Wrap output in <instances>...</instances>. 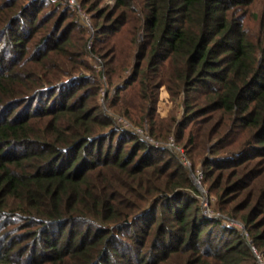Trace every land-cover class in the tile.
<instances>
[{"label":"trees","instance_id":"trees-1","mask_svg":"<svg viewBox=\"0 0 264 264\" xmlns=\"http://www.w3.org/2000/svg\"><path fill=\"white\" fill-rule=\"evenodd\" d=\"M77 1L0 0V264H264V0Z\"/></svg>","mask_w":264,"mask_h":264},{"label":"rangeland","instance_id":"rangeland-1","mask_svg":"<svg viewBox=\"0 0 264 264\" xmlns=\"http://www.w3.org/2000/svg\"><path fill=\"white\" fill-rule=\"evenodd\" d=\"M106 3L109 5V4H111V0H107L106 1ZM85 14H86V12H84ZM87 15H89L88 13H87ZM90 29V28H89ZM93 32V28L91 29V31H90V33H92ZM93 34V33H92ZM91 34V35H92ZM166 91H165V89L164 88H161V90H160V92H159V97H158V100H157V104H156V111L158 112V114H159V116L160 117H165L166 115H167V113H168V110L170 109V103L168 102V100H167V93H165ZM177 111V110H176ZM122 120V122L124 123V122H126V120H124V119H121ZM119 122V121H118ZM137 131H139V134L143 137V138H147L148 139V137L145 135V132L143 131V129H137ZM149 141H150V139H149ZM173 142V138H170L169 137V139H168V141H167V145L169 144L170 145V143H172ZM174 143V142H173ZM176 146V145H175ZM177 147H179V146H177ZM190 163V162H189ZM190 167H191V164H190ZM197 168L195 169V174L194 173H191L192 174V177L194 178V183H195V185H196V187L203 193V195H202V199L204 200H206L205 202H204V204L203 205H205L204 206V211L206 212V213H211V211L209 210V202H211V201H213L214 200V196H209L208 195V193H206L207 191H206V186L204 185V187H203V183H201L202 182V179L201 178H198V175L197 176H195L196 175V173L197 174H199V172H201V170H200V168H198L199 166H196ZM202 173V172H201ZM201 179V180H200ZM209 183V182H208ZM213 195V194H212ZM216 213H218V214H220V215H223L222 213H219V212H216ZM217 214V215H218ZM224 216V215H223ZM225 217V216H224ZM226 218V217H225ZM235 225H237V226H241V224L240 223H238V222H235L234 223ZM255 251V250H254ZM260 258V257H259Z\"/></svg>","mask_w":264,"mask_h":264},{"label":"built area","instance_id":"built-area-1","mask_svg":"<svg viewBox=\"0 0 264 264\" xmlns=\"http://www.w3.org/2000/svg\"><path fill=\"white\" fill-rule=\"evenodd\" d=\"M66 1H67L70 5L74 6V7L77 9V11H78V15H79V19H80V22H81L84 26L90 28V30H91L92 27H91V24H90V18H89V16H88L87 14H85V13L81 10V7H80L78 1H77V0H66ZM91 44H92V39L89 40V42H88V44H87V49H90V48H91ZM118 121H119V122H122L121 119H118ZM124 124L127 126V123H126V122H124ZM138 132H139V131H138ZM145 139H147V138H145ZM168 146H169L170 148H172L174 151H176V153L179 155L181 161L184 163V165H185L186 167H190V163H189V161L185 158V156H184V154H183V151H182V149H180V147L175 146V144H174L173 142L170 143V145L168 144ZM197 175H198V178H202V173H201V172H199V174H197ZM206 200H207V199H206ZM206 200H205V199H204V200L202 199V203L204 204V202H205ZM204 206H205V205H203V207H204ZM258 258H259V256H258ZM262 264H263V263H262Z\"/></svg>","mask_w":264,"mask_h":264},{"label":"crops","instance_id":"crops-1","mask_svg":"<svg viewBox=\"0 0 264 264\" xmlns=\"http://www.w3.org/2000/svg\"><path fill=\"white\" fill-rule=\"evenodd\" d=\"M166 93V92H165Z\"/></svg>","mask_w":264,"mask_h":264}]
</instances>
